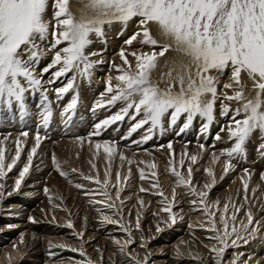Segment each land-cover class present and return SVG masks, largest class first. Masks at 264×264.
<instances>
[{
    "label": "snow or ice",
    "instance_id": "6c2138e0",
    "mask_svg": "<svg viewBox=\"0 0 264 264\" xmlns=\"http://www.w3.org/2000/svg\"><path fill=\"white\" fill-rule=\"evenodd\" d=\"M69 4L70 0H54L53 20L55 23L53 24L45 18L49 0H0V106L10 110L15 103L21 111H24L26 94H34L38 91L42 93V101H48L47 89L44 88L45 74H50L47 83L54 84L61 77H67L68 73H75L67 79L64 86L54 90L58 100L74 89L77 76L90 81L96 65L104 63L102 59L95 61L91 59L98 53L86 52L92 43L90 36L95 34L97 37H103L106 25L115 22L127 25L129 21L136 18L140 30L133 33L124 43L131 46L136 41L152 46L153 51L140 54L132 52L131 55L136 61L133 68L125 54V49L121 48L119 56L127 67L112 65L120 74L115 77V85L112 83L113 77L108 76L105 93L111 94L106 101L107 105L114 106L117 102H123L125 106L110 118L97 123L94 126L97 130L95 135L100 134L99 130L102 127L123 120L130 110H134L133 120L137 116L142 115L143 117L134 124L130 132H135L144 125L150 124L149 135L143 137V142L152 138L151 133L157 127L163 131V119L169 114L171 125H176L181 115L187 114L186 122L180 128L181 132L190 127L197 115L207 120L203 126L206 130L214 120L215 105L220 99L219 80L211 73L214 71L222 75L229 68H231L230 80L232 82L224 84L223 87L232 89L233 95L224 93V99L235 100L241 104V107L233 111L228 105L221 104V115H227L229 111H233L227 131L229 139L235 140L231 149L221 152V155L229 158L224 172L227 173L234 168L231 158L245 152L244 145L254 131L259 130L264 133V0H89L85 7L90 9L91 14H83L79 19L70 11ZM151 24L158 26L171 43L160 45L151 33L149 27ZM49 36L52 37L51 40L48 39ZM64 44L66 46L58 47ZM156 47H160L159 52L155 51ZM173 47L187 57V60L181 61L180 69L175 75H173L175 69H170L164 74L168 77V84L167 87L161 88L158 82L152 80V72L158 66V58L163 57ZM47 52L53 53L51 61L37 71V66ZM242 73H246L253 81L256 89V96L253 99H247L245 96L241 80ZM177 85L178 90H176ZM105 93L101 96L103 97ZM77 103L78 93L65 108V113L75 109ZM49 104L44 106L42 113L45 127L52 116ZM104 106V101L97 104V107ZM241 114L243 118L237 119ZM22 135L27 137L28 133L24 132ZM216 138L220 139L219 134ZM35 140L36 146L28 154L27 163L19 171V177L15 179L12 191L7 192L9 196L13 191H20L24 178L29 173L33 155L41 143L38 133ZM17 144L19 145V141ZM107 145L108 142H105L104 150L111 157L114 146L108 147ZM96 147L99 149L101 145L97 144ZM200 147L203 148V145ZM261 147L264 148V145ZM168 148L171 149V144ZM20 155L21 149L17 147L15 156L9 163H5L4 150L0 148V198L5 195V178L16 166ZM120 158L125 159L123 155ZM53 159L55 162V158ZM190 159L194 164L197 156L192 155ZM183 163L182 159L181 166ZM56 166L60 174L66 176V173L60 170L59 164ZM151 167L156 166L153 164ZM171 171L177 177L178 184L190 186L191 166L187 168V180L176 171L175 167ZM206 171L210 177H213L212 183L214 184V173L210 169ZM245 172L247 173V169ZM105 175L107 176V173ZM140 178L145 179L143 170H141ZM261 178L264 179V174ZM85 179L92 178L85 177ZM119 180L120 175L117 173V182ZM96 183L100 181L97 180ZM108 183V179H105L104 184ZM77 187L81 186L77 185ZM152 187L158 188L159 186L153 184ZM204 187L211 188L212 184H205ZM244 190L245 199H247V183L244 184ZM44 191L47 193L48 189L45 188ZM141 191L147 190L141 188ZM191 191L201 197L199 201L193 200V204L205 203L203 198L208 195L206 191L196 193L195 188H191ZM158 194L164 196L162 190L158 191ZM118 197L119 192H117ZM164 199L168 200V197L165 196ZM172 201H175V191H173ZM96 203H101V201H96ZM140 204L143 205L142 200ZM108 207L113 208L114 205L109 204ZM228 207L229 205L225 203V214L228 212ZM207 208L205 204L206 211ZM162 211L171 213V202H169V207L163 208ZM209 215L215 217V213H209ZM170 218L175 223V216ZM220 219L224 227V236L217 235L214 239L219 240L223 247L211 249L217 256H220L228 247L226 239L232 233H236V239L232 240L233 245H236L238 240H244V243H247L235 227H232L231 233L229 232L225 216H221ZM235 219L233 215L232 220ZM104 220L108 223L120 224V227L128 233L129 239L123 244L119 240L115 241L121 254H126L125 248L134 243L128 226L108 216H104ZM32 222L37 221L32 219ZM212 224L211 230L217 231L215 219ZM252 224L253 216L249 211L248 224L244 225L245 229L247 230ZM67 226L73 227L71 221ZM135 227L140 230L139 217L136 219ZM157 231H163V229L157 226ZM253 231H258V229H253ZM79 235L82 237L83 233ZM144 246L141 245V247ZM56 247L65 246L56 245ZM70 250L80 251L81 255H85L82 249L72 248ZM132 259L133 264H141V261ZM147 262L148 257L145 256L143 264ZM87 264H92V262L88 261Z\"/></svg>",
    "mask_w": 264,
    "mask_h": 264
},
{
    "label": "bare ground",
    "instance_id": "6f19581e",
    "mask_svg": "<svg viewBox=\"0 0 264 264\" xmlns=\"http://www.w3.org/2000/svg\"><path fill=\"white\" fill-rule=\"evenodd\" d=\"M88 3L89 0H70V4H69L70 11L77 19H79L83 14H91L90 9L85 7ZM53 5H54V0H49V7L47 9L45 18L47 20L52 21L54 24L55 21L53 20V13L55 9ZM149 27L151 28V33L153 37L159 42L160 45L171 43L170 39L162 34L158 26H156L155 24H151L149 25ZM139 30L140 28L138 25V19L134 18L133 20L129 21L127 25H123L119 22H115L111 25H106L104 28L103 37H97L95 34H92L90 36L92 43L88 46L86 52L98 53V55L92 56L91 59L94 61L102 59L104 60V63L97 64L95 69L93 70L92 78L90 80L92 84L91 85H89L90 83L89 84L86 83L87 85L83 84L87 89V91L83 95H85L87 99H91L93 97L92 99L95 101L94 103L96 107L97 104L100 103L101 101L105 102V106L102 109H109V107H112L106 104V101L111 94L105 93L107 82L105 80L102 82V77L100 79V76L106 75L108 78V76L111 75L113 77V81H112L113 85L116 84L115 77L120 73L116 71V69L113 68L112 65L115 64V65H120L121 67H125V68L127 67V65H124L123 60L119 56V52L121 48L125 49V54L128 60L133 65V68L135 67L136 61H135V57L131 55L132 52H136L137 54H140L144 52L150 53L151 51H153L152 46L140 44L139 42L136 41H134L131 46L126 45L124 43V41L127 40L133 33ZM48 39L51 40L52 37L49 36ZM64 46H66V44L60 45L58 47H64ZM43 47L44 46L42 45V48ZM105 47L107 48L106 50ZM155 51L159 52L160 47H156ZM52 55L53 53L47 52L42 58L37 68L38 67L40 68V66L41 68H43L45 65H47L52 59L48 57ZM186 60L187 57H185L182 53L176 51L173 47V49L167 51L163 57L158 58L157 61L158 66L152 72V80L154 82H158L161 88L167 87L168 77L164 74L167 73L170 69H175V71H173V75H175L176 71H179L180 69L181 61H186ZM74 74H75L74 72H70L68 73L67 77H61L60 80H58L54 84L47 83V80L50 78V74H45L44 88L47 89V95L49 97L52 96V98H55L57 100L56 93L54 90L56 88L64 86L67 83V79ZM211 75L216 76L217 79L219 80L218 95L220 96V99L217 100L215 105L214 120L206 130L204 129L203 126L204 124L207 123V120L197 115L193 119V122L190 125V127H188L183 132H181L180 128L186 122L187 114H182L181 117L178 119L176 125H171L170 114H169L166 115L163 119V131H161V129L157 127L153 131V134L151 135V137H154V135H156V138L154 139V143L157 141L156 143L158 145H162L160 148L156 150L154 149L148 150L151 145L146 142H143L142 135L138 134L137 132H132L131 134H128L127 132H123L120 134V135H124V141L122 143L117 144L118 152L119 153L121 152L124 156L126 155L128 161H125L124 163L122 162L116 163L115 165H113L112 163V165L114 166L113 170L115 172L118 171L120 173L125 174L123 175L124 177L127 174L129 175V170H131L130 172L134 176L135 175L139 176V178L141 175V170H143L146 181L148 179L149 181L153 180L154 184H158L159 180L162 181V183L158 184L159 187L157 189L158 191L160 190L163 191L164 196L160 195V197L163 200L157 201V204L160 203L158 207L151 208L150 205L149 208H151V210H148L147 212L148 214H151L150 229L156 227L157 224H163L165 219L171 216H175L176 227H182L183 225H185V227L191 228L192 231L194 230L197 233L205 234L204 240H206L203 244L196 243L195 241L188 239H186V241L185 240L183 241L181 239L175 240L174 232L171 230H167L166 232L167 235L161 237L160 239L161 241L159 242L153 241L151 244H149V247H147L145 253H143L142 255H137V258L139 257L141 264L143 263L145 256L148 257L149 259L148 262L149 263L151 262L150 264H223V263L234 264V262L235 264H245V262H247V264H261V263L264 264V231L258 230L254 232L253 229H258L259 227L257 224H256L257 226L254 225V227L251 228L250 235L244 238L248 240L251 237L252 242L244 243V240H238L236 245H233L232 240L236 239V233H232L226 239L228 247L220 256H217L216 253L211 251V249L213 248L223 247V245L220 243L219 240L214 239V237H216L217 235L224 236L223 224L221 223V220H218L217 217H215L217 218L215 220V227L217 231L211 230L213 227L212 221L214 217L209 215V213H214V211L217 210L216 208L212 209V206L215 207L214 204L217 205V202H219L217 207L220 205L221 209L223 210L222 212H220L221 216H225L226 219L227 217L223 209L225 203H227L229 207L233 208L232 212H234V214L232 213L231 216L236 215L235 212L236 211L240 212V210L243 212V214L246 215L247 220H245V222L241 220L239 222H236L235 223L236 225L234 226H232L233 221L231 223L232 224L231 226L235 227L237 232L240 233L241 236H244V234L246 233L245 231L246 229L244 230L245 228L244 225L248 223L249 211H251L253 220L255 219L254 220L255 223L257 220L258 222L264 220V179L261 178V175L264 174V148L261 147L262 145H264V133H262L259 130H256L251 134V136L246 141L247 144L244 145L245 152L241 154H236L233 156V158H231V163L234 165V168L230 169L227 173H225L224 172L225 164L229 158L226 155H221V152L225 149H231L235 144V140L229 139L227 128L231 123V116L233 115V111L236 108L241 107V104L235 100L229 101L224 99V95H223L224 93H227V95H233L232 89H225L223 87L224 84L232 82L230 80L231 68L226 69L222 75L214 71L211 73ZM83 80L84 78L77 76L76 82L84 83ZM85 80L87 81V78ZM241 80H242V84L244 85V92L246 98L253 99L256 96V89L254 88L253 81L248 77L246 73L241 74ZM178 87L179 86L177 85L176 90H178ZM234 87H236V85H234ZM102 93H105L103 97L101 96ZM75 95L76 94H73L71 98H73ZM41 96L42 93L39 91L34 94L33 93L26 94L24 111H21V109L15 103L10 110L4 106H0V136L8 137L9 135H11L10 134L11 130L9 127L14 123L19 122L21 120L22 115L25 113L28 116L32 117L33 119L41 121L42 113L44 111V106L48 103L47 101H46L47 103L45 101H42ZM85 97L84 96L82 97L84 102L87 101ZM71 100L72 99H70V102ZM222 103L228 105V107L233 111H229L227 115H221ZM124 106L125 105L123 102H118L117 104L114 105L113 109L109 113H112L114 115L117 112H119L120 109ZM50 107L52 111V116H51L52 118H56L60 116V114L62 113L60 109H58L60 105L53 106L52 104L50 105ZM133 114H134V110H130L129 114L126 116V119H128V117H130L129 120L132 119ZM68 115L69 112L67 113L64 112L61 115V118L64 119L63 120L64 123L65 122L67 123L68 120L66 119H69L67 118ZM107 118H110V116H107ZM142 118H143L142 115L137 116L136 119L131 122V124H135L138 120ZM242 118H243V114H241L240 117H237V119H242ZM80 122H81L80 123L81 126L79 127L81 128L79 130H76V128L78 127L77 125L76 126L74 125L71 128L69 127V129L65 131L66 134L65 133L61 134L60 132L61 130L59 129L55 130L54 133H51L52 138H54L53 140H55L57 144L58 143L64 144L68 141L67 139L74 138L75 136H80L82 138L84 136L86 137V135L90 134V132L95 133L96 129H94L95 127H92V124L94 123L95 126V124H97L96 122L92 121L93 122L92 124H90V122L86 120L85 122H83L82 120ZM18 126L19 124L16 126L17 128H15L16 130L24 131L29 135H31L30 132H36L39 134L41 138H43V136L45 135L46 138L50 136L49 133L46 134L45 126L41 127L37 131H33L34 129L29 124V122L26 123V125L23 126V128H21L22 125H20L19 127ZM149 127L150 125L148 127H143L141 129L143 135L145 136L149 135L148 132ZM51 129L52 128H50L49 130ZM222 129L224 130L222 131ZM22 133L23 132H19V134H17V137L19 138L22 137L23 136ZM109 133L111 134L112 132L109 131ZM109 133L106 134V132L104 131L102 138L105 139L108 138V136L110 135ZM177 133L180 135H177ZM217 134H219L220 139L216 138ZM66 136L68 137L64 138ZM33 137L36 138V135L32 136V138ZM41 141L43 140L41 139ZM102 142L105 143L109 141L103 140ZM93 144L101 145V142L93 141ZM169 144H171V149L168 148ZM52 145H47V143L44 144L43 147H45L44 148L45 151L42 150L41 152L43 153L45 152V155L44 158L43 157L41 158H43L45 166L43 168L39 167L40 169L36 170L35 172H33L32 170L33 173H28L24 178V181L21 185V189L19 192L13 191L12 195L10 196L7 195V192L12 191L14 187L15 179H13L14 177L8 178V176L5 178L4 181V183L6 184V188L4 190L5 195L3 196V198L0 199V209L5 208L7 212L13 214L22 213L25 210L21 209L20 211L19 206L20 204L26 201L28 196L30 195L37 196V193L39 194V196L41 195L40 187L43 184V181L48 178H50V180L54 179L53 176L56 173V168H54L55 166L50 164V160H51L50 156L52 155V153H54L53 151L55 150L52 147ZM201 145H203V148L200 147ZM107 146L113 147V145H110V142L108 143ZM128 146H131L133 148L127 149L129 148ZM147 147L148 149L146 150ZM96 149L98 148L96 147ZM160 149H162V151H160ZM192 155L197 156V161L194 164L190 159ZM118 159L119 161H122L120 156L118 157ZM182 159L184 161L183 166H181L180 164ZM129 161H131V163H129ZM125 163H127V167L125 166ZM153 164H155L156 167L154 168L151 167V165ZM128 166L130 167L128 168ZM189 166H191L192 168V177L194 176V179H191L190 186L178 184L177 177L173 174L171 169L175 167L176 171L180 172L181 175L183 176L182 173L187 172V168ZM208 169L212 170V172L214 173V178H215L214 184L212 183L213 177H210L208 175V172L206 171ZM245 169H247V173L245 172ZM103 175L106 177L105 173ZM184 178L187 180L188 175L185 174ZM245 183L248 184L247 199H245V190H244ZM205 184H212V187L205 188L204 187ZM85 185L87 187L92 186L91 184L88 183ZM148 186H150V184H148ZM122 187L121 185L118 186L116 191L109 190V192L106 195L90 194L94 196H92V198H86V200H84L85 201L84 203H86L85 205L86 209L87 211H89L90 216L92 218H95L96 215L94 213H97L99 210H104L102 209L104 208L103 206L108 207L109 204H113V205L115 204L114 206L116 207L117 203L115 202H119V204L122 205L120 196L117 198V192H120ZM198 187L201 188L197 189ZM191 188H195L196 193H199L201 191H206L208 193L207 197L203 198L205 201L204 204H201L199 202H197L196 204L192 203L193 200L199 201L201 197H199L196 194H193ZM173 191H175V201H172ZM127 194L128 193H125V195ZM165 196L168 197V200L164 199ZM138 198L143 201V205L140 206L139 205L140 202H138V200L136 202V204L139 203L138 206H136V204L130 205L131 207L133 206V210L132 212L130 209L126 210L124 212V215L126 216L123 220L128 221L129 215L133 213H142L143 211L147 210V206L149 205V200H150L149 197L139 196ZM41 199H43V196H41L40 200ZM82 200H83L82 196H79L78 198L75 197L72 198L71 209L73 211L74 210L76 211L79 208H81L83 202ZM96 201H101V203H96ZM169 202H171V213L162 211L163 208L169 207ZM30 203L31 200L28 201V204ZM62 204L63 203L59 202L57 203L56 206L55 205L53 206L55 209L62 211L63 214L55 215L54 229H52L54 232L49 233V235H51V242L49 243L39 242L35 238L37 237L39 232L45 231V227L43 226L38 227L36 226L37 224H32L29 222L23 221L21 227L26 228L27 232L32 234V236L34 237L30 235L31 237L21 236L16 238V236L12 237L11 233L10 234L7 233L6 235H2L0 233V264H81V262H83V264H87L88 261H91L92 264H132V262L127 263L128 261H132L130 257L129 258L131 260L127 259L128 256H132V255H128L129 253L132 252L128 249L129 245L125 248L126 254H121L119 247L114 248L112 246L111 240L113 238L102 237L101 235L103 234V232L100 231V228H96V226L84 225L80 227L79 232L81 231V233H84L85 237L83 238V240H80L78 244L76 243L75 240L63 239L62 236L58 237L59 233L58 234L56 233L57 230L64 229L63 228L64 224L68 225V222L72 221L71 220L72 216L66 215L64 213V211L67 213L66 209L64 208L66 206L65 205L63 206ZM205 204L208 206L207 211L205 210ZM254 205H256V207H254ZM200 207H204V209H201ZM16 210H19L20 212H16ZM105 214L106 213H104L102 217L108 216L110 219L115 220V218L111 214L109 215H105ZM153 215L154 217H152ZM216 215L217 214L215 213V216ZM23 217L24 215H18L17 219L21 221ZM184 220L185 222H182ZM9 222L13 224L15 221L14 222L9 221ZM25 223L27 224L25 225ZM171 224H173V222L170 218L169 225ZM4 228L7 229L10 227H1L0 232ZM231 229L229 228L230 233H231ZM247 229L249 230V227ZM113 230L114 229H109L108 231H113ZM116 233L122 234L123 231ZM8 235L10 236V241L7 243L6 236ZM116 236H114V238H116ZM99 237H102L103 239L102 243L104 247V248L102 247L103 250L101 251L102 252L101 255L96 254L95 250L90 251L91 249L94 248V246L88 247V245L91 244L92 241H96L97 238ZM126 240H128L126 239V237L125 238L122 237L120 239L121 244H123ZM151 240H152L151 237L147 238L146 242H150ZM56 244L64 245L65 247L63 248L56 247ZM158 244H160L159 247L156 246ZM73 246L74 247L76 246L75 249L78 250L82 249L85 255H81L80 251H71L70 249L74 248ZM228 249L233 250L232 251L233 253L230 254V256L232 257L229 258V260L227 261L225 259L222 260L223 256L226 254ZM260 249H262L261 254L260 252L258 253ZM247 252L250 253L248 255L250 259L247 258L246 256L245 257L241 256L242 253H247ZM255 253H257V255L254 257L253 255ZM213 254H215L216 256L215 257L212 256ZM23 258L27 259V261H22L21 259ZM125 259L126 261L123 263V260Z\"/></svg>",
    "mask_w": 264,
    "mask_h": 264
},
{
    "label": "rangeland",
    "instance_id": "374dc122",
    "mask_svg": "<svg viewBox=\"0 0 264 264\" xmlns=\"http://www.w3.org/2000/svg\"><path fill=\"white\" fill-rule=\"evenodd\" d=\"M106 49L107 48L105 47V50ZM49 55H50V53H49ZM48 58L51 59L52 56H49ZM40 69H41V66H40V68L39 67L37 68V71H39ZM101 77H102V82L104 80L107 82L108 78L106 75H101L100 79H101ZM85 79L86 78H84V80H83L84 83H78L75 81L74 90L73 89L70 90L69 93L64 95L62 99L56 100L55 98H52V96L51 97L48 96V98H49L47 101L48 103L45 101L47 104H49V102H50L49 106L52 104H53V106H59L60 105V107H58V109H60V111L62 113L60 112L61 113L60 116H58L56 118L51 117L48 125L46 126V129H45L46 134L49 133L50 136H48V138H46L45 137L46 135H45V136H43V138H41L43 141H41L39 147L37 148L36 153L33 155L32 166L30 167L29 173H33L36 170H39L40 168H43L45 166V163L43 161L45 152L43 153L41 151L44 150L45 147H43V146L45 143H47V145L53 144L52 147L55 150L53 151L54 153H52V155L50 156V158H51L50 164H52L53 166H55L54 168H56V173L53 176L54 179L50 180V178H48L44 181L42 180L43 184L40 187L41 188L40 189L41 195L39 196L38 193H37V196L36 195L31 196L30 195L27 197V199L31 200L30 204H28L29 200H27V199L25 202L20 204V206H19L20 211H21V209H24L25 210L24 212L13 214V213L7 212L5 210V208L0 209V228L1 227H10L7 229L6 228L2 229L0 233L2 235H6L7 233L8 234L11 233L12 237L16 236V238L21 237V236L31 237L32 234L28 233L26 228L21 227L22 226L21 224H23V221H24V222H29L32 224H37L36 226H38V227H42V226L45 227L46 232L45 231L39 232V234L35 238L39 242H43V243L51 242V235H49V233L54 232L52 230V229H54V223H55L53 217L55 218V215L63 214L62 211L55 209L53 206L54 205L56 206L57 203L61 202V203H63L62 204L63 206L64 205L66 206L64 208L66 209L67 213L63 210L64 213L66 215L72 216L71 217L72 218L71 223H72L73 227L69 228L66 224H64V226H63L64 229H58L56 232L57 234L59 233L58 237L62 236L63 239L75 240L76 243L78 244V242L80 240H83V238L85 237L84 233H83L82 237L79 235L81 233V231L79 232V228L84 226V225L85 226L92 225V226H96V228H100V231L103 232V234L101 235L102 237L113 238L111 241H112V246L114 248L119 247V246H117L115 241L116 240L120 241V239L122 237L123 238L126 237V239H129V235L127 232H125L120 227V224L108 223L107 221L104 220V217H102V215H104V213H106L105 215L111 214L115 218V220H120V222L122 224L127 225L130 232H131V238L134 241V243H132L131 245L128 246V249L130 251H132L128 255H132V256H128L127 259H130V258L132 259L133 255H134L133 258H135L136 260H139V257L137 258V255H142L143 253H145V250H147V247H149V244H151L153 241L154 242L161 241L160 240L161 237H164L165 235H167V233H166L167 230H171L174 232V234H175L174 239L175 240L181 239L183 241L184 240L186 241V239H188V240H193L196 243H202L203 244L206 241V240H204L205 234L197 233L194 230L192 231L191 228L185 227V225H183L182 227H176V223H173V224H171L172 225L171 226V225H169L170 217L167 218L168 220L165 219L163 224H157L156 227L150 229L151 214H148L147 212H148V210H151V208H155V207L159 206L160 203L157 204V201L163 200L160 197V195L157 193L158 189L152 187V185L154 184L153 180L149 181V179H148L147 180L148 183H147V181L145 179L143 181H146V182H143L142 179L139 178V176H137V175L134 176L131 172L129 173V175L127 174L124 177L123 175H125V174L120 173L118 171L115 172L113 170L114 169L113 165H115L116 163H120V162L124 163L125 161H128L126 158V155L124 156L121 152L120 153L118 152V145L117 144L122 143L124 141V135H120L121 133H123V132H127L128 134L132 133V132H130V129L134 126V124H131L133 119H130L131 120L130 121L129 120L130 117H128V119H126V116H125L123 120L116 121L109 126L102 127L101 130H99L100 131L99 135H95L94 133L90 132V134L86 135V137L84 136L81 138L80 136H75L74 138H70L71 140L67 139L68 141L64 144L62 143L63 145L59 144V143H58L59 144L58 145L56 143V141L53 140L54 138H52L51 133H54L55 130H57V129L61 130L60 131L61 134H64V133L66 134L65 131L67 129H69V127L71 128L74 125L75 126L77 125L78 127L76 128V130H79L81 128V127H79V126H81V124H80L81 120L83 122H85V120H86V121L90 122V124H92L93 122H96V123L101 122L104 117H105L104 119H106L107 116H110V117L113 116V114L109 113V112L113 109L114 106L109 107V109H102L103 107H96V105L94 103L95 101L92 99L93 97L91 99H87L85 97V95H83L87 91V89L85 88L84 85H87L89 83H90L89 85L92 84L91 81L89 82L88 79H87V81ZM100 83H101V81H100ZM79 86H81L82 88ZM77 93L79 96L78 97V103H77L75 109L68 111L69 115L67 116V118H69V119H66L68 121H67V123L66 122L64 123V121H63L64 119L61 118V115L65 112V108L69 104L70 99H72L71 97L73 96V94L77 95ZM83 96L85 97V99L87 101H85V102L83 101V98H82ZM17 109H19V108H17ZM27 116L28 115L26 113L23 114L21 117V120L19 122L14 123L9 127L11 130V133H10L11 135L8 134L9 135L8 137L0 136V142H2V143H0V148H2L4 150L5 163H9L11 161V159L15 156L17 147H19L21 149L20 159L18 160V162H17L16 166L13 168V170L8 173V175H7L8 178L14 177L13 179H16L19 177V170L20 169L22 170L24 164L27 163L28 154L31 152V149L34 146H36V143H35L36 140L34 137L32 138V136L37 135V133L29 131L32 136L28 134L27 137L22 136L19 138V137H17V134H19V132L24 133V131L16 130L15 129V128H17L16 126L19 124V126L22 125L21 128H23V126H25L26 123L29 122V124L34 129L33 131H37L38 129H40L41 127L44 126L42 118H41V121H38V120L33 119L30 116H28V117ZM86 116H87V118H86ZM149 125L150 124H146L143 127H148ZM63 127H64V129H63ZM92 127H94V123L92 124ZM48 128L49 129L52 128V129L49 130ZM142 128L138 129L135 132H137L138 134H141L142 137H145V135H143V133L141 132ZM47 129H48V131H47ZM104 131L106 132V134L109 133V131L112 133L111 134L109 133L110 135L108 136V138L105 139V138H102ZM92 132H94V131H92ZM152 134H153V132L151 133V135ZM177 135H180V134L177 133ZM28 136H29V138H28ZM67 137L68 136H66L64 138H67ZM26 138L28 139V141ZM155 138H156V135H154V137H152L151 139L147 140L146 143L150 144L152 146V148L150 146V148L148 149V147H149L148 146L146 148V150L147 149L148 150H151V149L156 150L162 146V145H158L156 143L157 141L154 143ZM25 139H26V141H25ZM103 140L109 141L110 145L114 146V150L112 152L113 156L111 155V157H109V155L105 152V150H104L105 143L102 142ZM17 141H19V145L17 144ZM33 141H35V142H33ZM93 141L101 142V145L103 144L101 146L102 148L100 147L99 149H96V147H95L96 145L93 144ZM246 144H247V142L245 143V145ZM128 147L129 148H127V149L133 148L131 146H128ZM160 151H162V149H160ZM121 155H123L125 157V159H123L122 161H119L118 157L119 156L121 157ZM41 157H43V158H41ZM52 157L55 158V162H54V159ZM112 163H113V165H112ZM127 163H125L126 167H127ZM174 163H176V162H174ZM57 164H59L60 170L63 171L64 173H66V176H62L60 174V171L57 170V166H56ZM102 166H103V168H102ZM129 167L130 166H128V168ZM73 169H75V171H73ZM32 170H33V172H32ZM104 173L105 174L107 173L106 177L103 175ZM117 173H119V175H120L119 182H117ZM182 174H183V177H185V174L188 175L187 172H184ZM85 177H91L92 179H85ZM125 178H127V179H125ZM105 179H108V181H109V183L107 185L103 184ZM191 179H194V176L191 177ZM97 180H99L100 183H96ZM87 183L91 184L92 186L87 187L85 185ZM159 183H162V181L159 180L158 184ZM148 184H150V186H148ZM77 185H80L81 187H77ZM120 185H121V187L123 186L121 188V191L119 192V196L121 198L122 205H120L119 202H115V203H117L116 207L114 206L113 208H108L107 206H103L104 208H102V209H104V210H99L97 212L98 214L94 213L96 215V217L92 218L90 216L89 211H87V209H86V206H85L86 203H84L85 202L84 200H86V198H92V196H94L95 194L96 195H101V194L105 195V192L107 194L109 192V190L116 191V189ZM127 186H129V187H127ZM45 188L48 189L47 193H45V191H44ZM140 188H144L147 191L142 192ZM199 188H201V187H198L197 189H199ZM79 189H81V190H79ZM78 190H79V192H78ZM138 191H139V193H138ZM32 192H34V191H32ZM93 192H95V193H93ZM125 193H128V194L125 195ZM90 194H94V195H90ZM41 196H43V199L40 200ZM79 196H82V199H83L81 208H79L76 211L75 210L73 211L71 209V200H72V198H74V197L78 198ZM139 196L149 197L150 200H149V205L147 206V210L143 211L142 213H133V214L129 215L128 221L123 220L126 216V215H124V212L128 209H130L131 212L133 210V206L131 207L130 205L136 204L137 200H138V202H140L141 199L138 198ZM50 197H51V199H50ZM34 198H35V200H34ZM32 200H34V201H32ZM42 201H44V202H42ZM49 204H50V206H49ZM138 204L139 203H137L136 206H138ZM139 205L141 206V204H139ZM150 205H151V208H149ZM214 206L215 207L212 206V209L213 208L217 209L216 211H214V213L217 214L215 217H217L218 220H221L220 219L221 218L220 212H222L223 210L221 209L220 205L217 207V205L214 204ZM254 207H256V205H254ZM200 208L204 209V207H200ZM228 208L230 210L228 209V212L225 215L227 217V221L230 223V224L228 223L230 229L232 228V226L236 225L235 224L236 222H239L241 220L243 222H245V220H247L246 215L243 214V212L241 210H240V212L236 211L235 217H237V218L234 221L231 220V217L233 216V215L231 216V214L232 213L234 214V212H232L233 208H231V207H228ZM54 209H55V211H54ZM20 211L16 210V212H20ZM107 212H109V213H107ZM18 215H24V217L21 219V221L17 219ZM117 216H119V217H117ZM137 217H139V220H140V225H141L140 230H137L135 227ZM152 217H154V215ZM156 217H157V215H156ZM215 217H214V219L216 220L217 218H215ZM9 219H11V220H9ZM32 219H34L37 222L33 223ZM51 219H52V221H51ZM254 220H253V224L248 226L250 231L248 229L245 230V228H244V230L246 231V233L243 236L244 238H246L250 235L251 228H253L254 225L259 226L258 230L264 231V220L259 221V222L257 220L256 223L254 222ZM9 221H13V222L15 221L13 223L14 225L11 224ZM232 221H233V225L231 224ZM182 222H185V220ZM26 224L27 223H25V225ZM157 226H159L161 229H163V231L158 232ZM109 229H114V230L108 231ZM154 229H156V230H154ZM73 230H75L76 232ZM120 231H123V233L122 234L116 233V232H120ZM176 231H178V232H176ZM114 236H116V238H114ZM6 237H7L6 242L8 243L10 241V236L8 235ZM32 237H34V236H32ZM102 237L97 238L96 241H92L91 244L88 245V247L94 246V248L91 249L90 251L95 250L96 254L101 255V253H102L101 251L103 250L102 249V247H103ZM150 237L152 238V240L150 242H146L147 238H150ZM250 242H252L251 237L247 240V243H250ZM141 245H145V246L141 247ZM159 245L160 244H158L156 246L159 247ZM137 250H138V252H137ZM232 251H233L232 249H228L226 254L223 256L222 260H224V259L226 261L229 260V258L232 257V256H230V254L233 253ZM259 252L261 254L262 249H260L258 251V253ZM249 254H250L249 252L242 253L241 256L242 257L246 256L247 258H249V256H248ZM256 255H257V253H255L253 256L255 257ZM212 256L215 257L216 255L213 254ZM21 260L27 261V259H25V258H23ZM125 261H126V259L123 260V263ZM130 262H132V264H133V259H132V261H128L127 263H130ZM147 263L150 264L151 262L150 263L147 262ZM223 264H225V263H223Z\"/></svg>",
    "mask_w": 264,
    "mask_h": 264
}]
</instances>
